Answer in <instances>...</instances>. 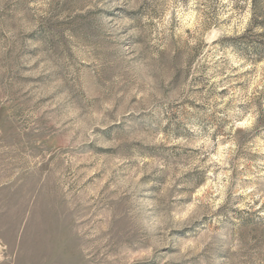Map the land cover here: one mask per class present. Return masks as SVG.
<instances>
[{
	"label": "rangeland",
	"instance_id": "obj_1",
	"mask_svg": "<svg viewBox=\"0 0 264 264\" xmlns=\"http://www.w3.org/2000/svg\"><path fill=\"white\" fill-rule=\"evenodd\" d=\"M0 264H264V0H0Z\"/></svg>",
	"mask_w": 264,
	"mask_h": 264
}]
</instances>
